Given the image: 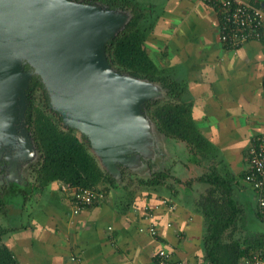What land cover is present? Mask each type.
Wrapping results in <instances>:
<instances>
[{"label": "crops", "instance_id": "0c3cea01", "mask_svg": "<svg viewBox=\"0 0 264 264\" xmlns=\"http://www.w3.org/2000/svg\"><path fill=\"white\" fill-rule=\"evenodd\" d=\"M137 1L152 6L156 15L145 49L159 67H170L172 76L186 83L193 119L216 155L198 164L208 162L205 172L212 166L229 167L236 175L244 172L247 147L264 129V44L258 40L238 48L222 44L217 13L203 0ZM243 1L264 10V0ZM193 183L185 182L182 198L168 182L170 188L142 187L132 196L125 189L110 188L103 199L74 213L53 181L44 190L49 192L44 205L28 207L29 200L20 195L8 203L6 215L0 214L2 243L16 264H153L162 247L170 251L169 264H209L202 247L204 217L195 206L199 192ZM240 186L237 199L243 219L237 227L244 220L249 236H264L247 227L253 217L259 218L256 198L247 186L254 198L247 206L246 185L241 181ZM25 188L31 190L33 184ZM150 220L156 236L139 231Z\"/></svg>", "mask_w": 264, "mask_h": 264}, {"label": "water", "instance_id": "95a60500", "mask_svg": "<svg viewBox=\"0 0 264 264\" xmlns=\"http://www.w3.org/2000/svg\"><path fill=\"white\" fill-rule=\"evenodd\" d=\"M131 16L83 0H0V152L15 137L20 143L13 160L6 155L9 165L39 154L24 122L34 75L62 125L86 135L98 164L116 179L120 165L141 171V157L166 155V137L143 107L166 98V89L118 71L107 57L106 43ZM10 179L22 184L24 174Z\"/></svg>", "mask_w": 264, "mask_h": 264}, {"label": "trees", "instance_id": "16d2710c", "mask_svg": "<svg viewBox=\"0 0 264 264\" xmlns=\"http://www.w3.org/2000/svg\"><path fill=\"white\" fill-rule=\"evenodd\" d=\"M83 1L106 5L110 9L126 8L131 11L129 22L106 43L109 62L120 72L160 82L166 89L167 97L150 100L143 105L159 131L176 144L185 143L194 156L200 157V161L213 160L216 155L213 154L212 145L199 132L193 119L192 102L186 97V83L172 76L170 67H159L144 47L156 22L152 6L144 7L137 0ZM39 90L43 93L41 106L35 105V96ZM26 94V123L39 153L38 160L30 170L31 175H34L31 183L33 189L24 190L19 184H14L10 190L0 189V214L6 215L8 203L15 195H20L27 201L36 192H44L53 181L99 191L121 187L129 196L134 194L135 190L130 188L131 179L125 182L124 170L121 171L120 179L107 173L90 152L88 137L83 134L78 136L75 129L62 125L61 116L50 107L46 89L37 76H33ZM209 169V172L196 178L207 185V190L199 193L195 202L197 211L204 217V259L209 264H241L242 257L250 249H264V236L233 235L237 222L243 219V207L238 203L237 194L245 171L236 175L229 167L212 166ZM167 178L169 175L166 172L158 171L147 178L138 177L136 183L145 189L163 185L170 188L165 181ZM27 185L29 181H26V187ZM243 185L249 186L247 183ZM8 193H12L14 198L9 199ZM256 214L264 221L258 213L257 205ZM4 231L0 226V264H16L10 251L2 243Z\"/></svg>", "mask_w": 264, "mask_h": 264}, {"label": "built area", "instance_id": "2783aa9c", "mask_svg": "<svg viewBox=\"0 0 264 264\" xmlns=\"http://www.w3.org/2000/svg\"><path fill=\"white\" fill-rule=\"evenodd\" d=\"M211 4L218 17V39L230 47L238 48L249 40H258L264 44V10L243 0H204ZM244 181L253 190L258 213L264 219V129L255 135L248 147ZM59 190L64 193L73 212L78 213L104 198V190L69 186L59 182ZM173 208V205H170ZM151 216V214L149 215ZM150 218V217H149ZM140 232L156 236L157 228L150 220ZM170 251L159 248L153 264H169ZM241 264H264V249H250L241 259Z\"/></svg>", "mask_w": 264, "mask_h": 264}, {"label": "rangeland", "instance_id": "374dc122", "mask_svg": "<svg viewBox=\"0 0 264 264\" xmlns=\"http://www.w3.org/2000/svg\"><path fill=\"white\" fill-rule=\"evenodd\" d=\"M141 5H143V4L141 3ZM144 7L148 8V6H144ZM34 76H37L39 78L38 75H34ZM42 96H43V93H41V91L39 90L35 96V105L41 106ZM77 135L80 136L81 134L77 131ZM222 141L224 142V140H222ZM162 142H163L162 149H164L163 152H165L166 155L162 159L158 157L159 153L155 154L152 157H141L140 158L141 163L145 164V165H143L144 167H147L145 170L144 169L141 170L142 172L140 170H137L138 168H136V170H130V169L124 168L120 165L121 171H123V170L125 171V175H124L125 182H127L129 178L132 181L130 188L137 190L138 192L143 191L144 188L139 187V185L136 183V180L138 179V177H144V178L146 177L147 178L151 175V173L153 174V173H157L158 171H164L169 175V178H167L165 180L166 183L167 182L171 183L175 187H177L175 189L178 191V193L180 194L179 196H181V198L184 197V195H185L183 192L184 191L183 185L185 184L186 181L194 182L193 184L196 187L195 191H197L199 193L205 192L207 190V186L205 184H203L202 182L197 181L196 178L205 172V169L208 166V164H206V163H208V162L205 161L206 166L199 165L198 163L201 162L200 157L194 156L189 151L188 146L183 142H179L176 144V142L174 140H171L169 138H163ZM217 151H218V149H217ZM159 152H160V149H159ZM37 160H38V156L35 160H33L31 162V165L35 164V162ZM237 169L240 170L239 167H237ZM24 173L26 174V181H29V184L33 183L34 175H31L30 171L26 172V170L24 171ZM175 179H180V181H182V182L178 183L175 181ZM241 181L243 184H246L244 182V180H241ZM243 186H245V185H243ZM245 187H246L245 197H246V200L248 201V204H246V205L251 206L252 204H254L253 194L247 186H245ZM119 188H121V187H119ZM240 188H242V187L240 186ZM47 189H49V187H47ZM34 195L41 197V198L38 201H36L35 199L34 200L29 199V201L27 202L28 207H30V206L35 207L38 204H43V205L46 204L47 203L46 197L49 195V192L44 191L43 194H42V192H36ZM9 196H10L9 199L14 198L12 196V193H8L7 197H9ZM14 199H16V195H15ZM0 218H1V216H0ZM244 222L245 221L242 220V223H240V225L237 227V232L233 233V235L235 237L243 236V235L247 234ZM247 227L248 228L250 227L251 230L257 231V232L261 233L262 235H264V221H261L259 218L253 217V219L250 221V224L247 225Z\"/></svg>", "mask_w": 264, "mask_h": 264}, {"label": "flooded vegetation", "instance_id": "af4514ba", "mask_svg": "<svg viewBox=\"0 0 264 264\" xmlns=\"http://www.w3.org/2000/svg\"><path fill=\"white\" fill-rule=\"evenodd\" d=\"M26 67H28L26 65ZM33 78V76H32ZM31 78V80H32ZM30 80V81H31ZM28 102V101H27ZM28 106V104H27ZM27 109V107H26ZM26 112V111H25ZM24 122H25V126L28 129L27 123H26V117H24ZM29 133L31 134V132L29 131ZM14 142L11 144V142H9L8 145L5 146L4 150H1L0 152V189H11L12 186H14V184H19L20 186H26V174L24 173V171L26 170V172L31 170V167L34 165H31V161L29 159L24 160L20 157H17L16 162L12 161V164L9 165V161L6 158V155L9 156V158L11 160H13V156L16 154V152L18 151L16 148V145H19V141L17 139V137H15V139H11ZM20 172L21 178L22 175L24 174V180L22 182V184L17 183V182H10L11 179L10 178H14V175L16 174V172ZM13 173V176L11 175V173ZM31 172V171H30Z\"/></svg>", "mask_w": 264, "mask_h": 264}, {"label": "clouds", "instance_id": "9594fccd", "mask_svg": "<svg viewBox=\"0 0 264 264\" xmlns=\"http://www.w3.org/2000/svg\"><path fill=\"white\" fill-rule=\"evenodd\" d=\"M203 1H204V0H203ZM204 2L207 3L206 1H204ZM207 4H209V3H207ZM210 5H211V4H210ZM211 7L214 8L212 5H211Z\"/></svg>", "mask_w": 264, "mask_h": 264}]
</instances>
